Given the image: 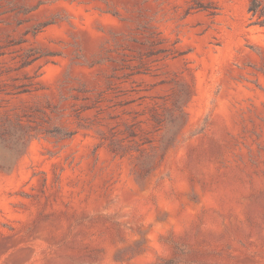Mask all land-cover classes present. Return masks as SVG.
I'll return each mask as SVG.
<instances>
[{"label":"rangeland","instance_id":"374dc122","mask_svg":"<svg viewBox=\"0 0 264 264\" xmlns=\"http://www.w3.org/2000/svg\"><path fill=\"white\" fill-rule=\"evenodd\" d=\"M0 264H264V0H0Z\"/></svg>","mask_w":264,"mask_h":264},{"label":"trees","instance_id":"16d2710c","mask_svg":"<svg viewBox=\"0 0 264 264\" xmlns=\"http://www.w3.org/2000/svg\"><path fill=\"white\" fill-rule=\"evenodd\" d=\"M250 12H253L254 15L258 12V4L255 1L252 2Z\"/></svg>","mask_w":264,"mask_h":264}]
</instances>
